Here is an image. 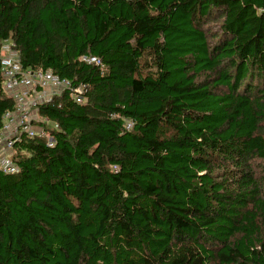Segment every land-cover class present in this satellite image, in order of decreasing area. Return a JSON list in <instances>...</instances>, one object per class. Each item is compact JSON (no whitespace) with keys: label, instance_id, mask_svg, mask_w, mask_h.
<instances>
[{"label":"trees","instance_id":"1","mask_svg":"<svg viewBox=\"0 0 264 264\" xmlns=\"http://www.w3.org/2000/svg\"><path fill=\"white\" fill-rule=\"evenodd\" d=\"M7 40L85 93L0 172V264H264V0H0Z\"/></svg>","mask_w":264,"mask_h":264},{"label":"built area","instance_id":"2","mask_svg":"<svg viewBox=\"0 0 264 264\" xmlns=\"http://www.w3.org/2000/svg\"><path fill=\"white\" fill-rule=\"evenodd\" d=\"M5 47L6 51L0 54L1 90L14 102V110L5 113L0 130V172L14 174L18 170L12 159L14 145L20 141L22 135L45 139L49 147L53 145L51 131L37 124H44L48 129L49 125L53 129H56L57 125L38 117L37 108L64 92H68L69 98L75 103L81 104L84 101L85 89L84 86L72 87L69 80L61 79L50 71L22 68L17 53L13 50V43L10 48L7 43ZM83 60L97 65L99 63L91 57ZM46 98L48 99L44 101ZM36 118L37 124L33 125ZM131 127L132 124L127 122L125 129Z\"/></svg>","mask_w":264,"mask_h":264},{"label":"rangeland","instance_id":"3","mask_svg":"<svg viewBox=\"0 0 264 264\" xmlns=\"http://www.w3.org/2000/svg\"><path fill=\"white\" fill-rule=\"evenodd\" d=\"M6 43L9 45V48H10V46H11V41L10 40H7V42H0V54L2 55V53L4 52V51H6V47H5V45H6ZM18 56V55H17ZM19 59V58H18ZM49 71V70H48ZM51 72V71H50ZM33 89H34V87H33ZM49 96V95H48ZM48 98H46L44 101H46ZM37 120H38V118H36L34 121H33V125H36L37 124Z\"/></svg>","mask_w":264,"mask_h":264}]
</instances>
